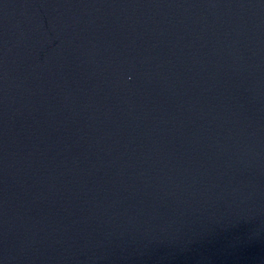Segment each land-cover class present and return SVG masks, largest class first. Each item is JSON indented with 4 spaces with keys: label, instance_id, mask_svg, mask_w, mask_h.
Here are the masks:
<instances>
[{
    "label": "water",
    "instance_id": "water-1",
    "mask_svg": "<svg viewBox=\"0 0 264 264\" xmlns=\"http://www.w3.org/2000/svg\"><path fill=\"white\" fill-rule=\"evenodd\" d=\"M0 264H264V0H0Z\"/></svg>",
    "mask_w": 264,
    "mask_h": 264
}]
</instances>
